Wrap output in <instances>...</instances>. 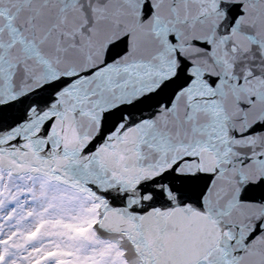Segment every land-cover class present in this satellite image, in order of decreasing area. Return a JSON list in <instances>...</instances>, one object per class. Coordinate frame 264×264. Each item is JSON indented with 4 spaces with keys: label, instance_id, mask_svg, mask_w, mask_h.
<instances>
[{
    "label": "snow or ice",
    "instance_id": "snow-or-ice-1",
    "mask_svg": "<svg viewBox=\"0 0 264 264\" xmlns=\"http://www.w3.org/2000/svg\"><path fill=\"white\" fill-rule=\"evenodd\" d=\"M0 264H264V0H0Z\"/></svg>",
    "mask_w": 264,
    "mask_h": 264
}]
</instances>
